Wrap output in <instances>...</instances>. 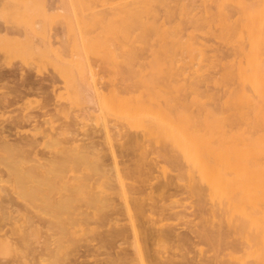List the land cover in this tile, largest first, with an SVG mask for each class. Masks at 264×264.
<instances>
[{
  "label": "rangeland",
  "instance_id": "obj_1",
  "mask_svg": "<svg viewBox=\"0 0 264 264\" xmlns=\"http://www.w3.org/2000/svg\"><path fill=\"white\" fill-rule=\"evenodd\" d=\"M131 1L135 5L132 3L130 4L132 7L125 8V0H0V28L7 26L12 28V31H22V34L24 33L28 38L11 43L0 33V60L1 58L5 60L0 61L4 63H2L4 66L1 64L2 67L6 69L13 64H22L28 69L23 67L25 73L30 72L35 75L37 73L38 76L53 74L59 81L57 86L64 85V89L62 88L59 93V102L65 105L60 109V116L69 118L75 114L78 120L85 124V128H93L97 131L96 140L99 141L97 151L104 157L103 163L106 164L100 167L97 164V168L96 164H93L95 162L93 157L87 159V162H79L81 164L71 161L70 165H76L79 171L67 175L64 171L60 174L59 170L48 176L51 180L47 181L46 186L52 183L51 186H56L63 195H67L69 192L66 190V182L69 176L78 175L80 178L71 180V186L80 185L79 196L87 201L90 200L93 204L92 210L89 209L92 215L86 217L88 218L86 221L85 216L75 215L74 208L63 211L59 209L55 214L52 213L55 211L52 207V212L48 211L49 214L51 213L50 216H46L47 213L40 218L44 227L39 225L38 229L36 225L40 222L36 223L39 218L25 211L24 204H27V207L29 202H34L42 206L40 201H36L40 196L39 191L36 199L35 196L29 197V200L17 197V193L26 192L24 189H27L28 183L18 180L14 174L9 179L4 173L9 172V168L6 163H1L0 177L4 178L2 184L0 181V259L2 260L0 264H108L105 260L107 253L123 252V249L127 248L132 253L129 264H155L154 257H151L154 251H158L163 261L171 259L173 262L170 261L171 264H224L225 260L235 258L236 255L247 261L258 262L255 264H264L263 259V261L256 259L250 246L245 251L246 237L242 240L238 251L235 249L237 246L232 244L238 237L235 235L216 244L212 242L208 244L209 242L194 237L195 234L191 229L202 221L199 219L200 206L203 215L210 216L206 220L211 227L223 223L226 228H230V224L224 223L218 213H221L219 212L221 205L230 206L231 203L236 202L228 201L230 196L236 197L234 193L236 189L232 190L234 192H223L220 196H212L209 185L200 182L207 187L203 192L205 195L203 194L202 201L199 200L200 194L187 192L189 191L186 190L189 189L187 185L199 183L200 176L197 168L190 169L182 148L188 139H186V131H195L201 135L210 130H213L214 134L223 132L229 136L230 141H236L240 134H244L247 138L254 133L264 135V127L257 131L253 128L250 118H239L235 110L241 97H251L255 101L259 99L252 83L239 82L238 71H245L252 77L257 76L259 72L264 80V0H158L148 4L139 3L138 0ZM203 1L206 2V7ZM138 7L142 8L138 9ZM136 9H138L137 13ZM103 12L112 14H109L111 19L109 20V16L104 18L106 15ZM127 16L137 17L136 21L142 26L138 28L139 24L131 18V21L137 23L133 24L134 22L129 21ZM124 18L133 25L130 27ZM124 21L128 25L129 33L123 28L126 27ZM124 33L126 36L131 35L130 38ZM257 33H262V38L259 43L257 42L255 50L249 54L251 37ZM53 36H56V39H53ZM40 39L56 41L55 46L49 44L51 47L40 48L35 44ZM262 82L264 90V81ZM87 93L95 102L85 103ZM122 97L125 98L121 100ZM138 99L141 101L143 99L147 104L139 102ZM40 101L41 99L36 100L22 113L26 114L31 110L40 111L39 107L37 108ZM150 102L153 104L148 105ZM227 104L233 105L228 108ZM20 105L22 106V103ZM154 105H159L162 109L163 124L160 123V128L154 123V117L152 120L153 114L147 113L148 109H157ZM144 109L147 110L146 113ZM208 109H211L214 117V121L212 119L210 123L206 122ZM164 110L165 115H163ZM227 113L228 118H226ZM167 114L172 117V122ZM248 115L252 117L247 111V117ZM6 116L3 114L0 118L9 119L10 115ZM222 116L225 117L224 121ZM229 117H232V120ZM164 118L169 119L164 121ZM105 123L107 127L108 125L114 127L115 131L120 129V125L127 126L125 130L138 142H130L124 146L127 138L123 139L120 136H115L117 139L113 138L115 141L112 139L113 141L110 142L104 134L107 129ZM224 125L228 127L224 129ZM166 127L172 130V135L176 131L178 146L171 145L166 138L165 134L168 131ZM149 128H153L152 130L156 132L147 134ZM22 130L26 133L28 126ZM144 133L149 135L146 136L147 139L144 137L149 142L142 138ZM155 134L159 137H155ZM163 147L168 148L167 151L170 150L167 152ZM110 148L112 150L114 148L113 152L117 153L115 156H119L117 159L112 156ZM115 161L119 163L116 164ZM25 167H29L28 164L20 166L21 169H26ZM56 175L60 177L57 178ZM5 177L10 181L7 182ZM171 181L177 184L171 185ZM18 183L22 186L26 183V187L22 190V186L19 187ZM31 183L28 184V188ZM164 183L167 184L162 186ZM197 183L192 186L198 187ZM44 186L42 185L41 188ZM46 186L42 190L47 191ZM17 187L22 190L21 193ZM134 187L136 191L139 190L138 195L135 193L128 195L133 191L136 192ZM142 187L143 190H140ZM60 193L54 194V197L60 196ZM6 194L8 197L5 196ZM107 195L113 199L117 198L115 201L120 207L122 205L127 207L122 208L120 215L113 216L121 219L120 224H132L130 216L134 214V221L143 220L146 226H152L154 221L161 230L171 227L175 230V238L170 240L166 236H157L151 241L148 240L147 230L140 227V232L137 229V232H131L129 237L127 235V238L120 237L113 244L108 245L109 247L104 246V248L103 236L100 233L111 228L112 224L105 220V214L112 211L105 206L104 196ZM136 198L138 201H135ZM4 199H7L8 204ZM139 200L142 202L140 203ZM5 203L8 206H11V203L20 206L8 209ZM134 208L140 210L135 212ZM58 212L62 214L58 215ZM137 212L144 215H139ZM74 219L77 220L75 226ZM183 233L188 234V239H182ZM136 240L144 241L140 242L143 244L140 255L135 251Z\"/></svg>",
  "mask_w": 264,
  "mask_h": 264
},
{
  "label": "bare ground",
  "instance_id": "obj_2",
  "mask_svg": "<svg viewBox=\"0 0 264 264\" xmlns=\"http://www.w3.org/2000/svg\"><path fill=\"white\" fill-rule=\"evenodd\" d=\"M138 1H139V3L142 2L144 4H146V3L148 4V3H152V2H157L158 0H138ZM132 3L133 2L131 0H125V4H124L125 8L130 7V6L132 7V5H130ZM133 4L135 5V3H133ZM203 4L206 7L205 1H203ZM159 5H161V4H159ZM163 5H165V4H163ZM250 5L253 6L254 4H250ZM135 8H137V7H135ZM141 8L142 7H140V8L138 7V9H141ZM138 9H136L137 11L135 10L136 13L138 12ZM123 10H125V9H123ZM132 10H134V9H132ZM125 13H127V12H125ZM139 13H140V10H139ZM103 14L106 15V17ZM103 14L102 15L104 16V18H107V16H109V20L111 19L110 15H112V14H110V13L105 14L104 12H103ZM125 15H127V14H125ZM131 18H132V20L134 19V21H136L135 18H137V17H135V18L130 17L128 20L131 21L130 20ZM102 19H103V17H102ZM128 20L126 21V19H125V21L127 22V24H129L130 27L133 24H137L139 22V21L138 22L136 21L137 22L136 23L134 21H131L132 23L134 22L133 24H131L130 22H128ZM125 21L123 23H124V25H126V27H123V28H125L124 30L129 33V29L127 30L128 25L125 24L126 23ZM145 23H144V25H145ZM138 24L139 25L137 27L140 28L142 25H141V23H138ZM1 28H2V26H1ZM1 28H0V33H2V35L7 40H9V42H11V43L12 42L13 43L20 42V41L24 40L26 37L24 33L22 34V31H19V32L18 31L16 32L14 30L12 31V28L7 27V26L6 27L4 26V28H2V29ZM120 30L122 32V29H120ZM19 33H21V34H19ZM126 33H124L125 36H126ZM65 36H63V37H65ZM127 36H128V38H130L129 36H131V35H127ZM52 38L56 39V36H53ZM261 38H262V33L254 34L251 37V40H250L251 41V43H250L251 48L249 49V54H251V52H253V50H255L254 48L256 47L257 42L259 43ZM66 40H67V38H66ZM62 41H64V38ZM55 43H56V41H52L50 39L48 41H43L40 39V40H37L35 44H37L40 48L42 47L44 49V48H48L51 46H55ZM60 43H62V42H60ZM66 44H67V42H66ZM1 60L5 61L3 58H1ZM2 63H0V110H4V111L3 112L0 111L2 113L0 115L1 116L3 114L7 115L6 117H8V115H10L9 119H1L2 117L0 116L1 117L0 122L2 121L0 123V165H1V163H6V166H8V168H9V172L7 171L4 173L6 175H8L7 177H9V179H10V176H12V174H14V176L18 177V180H23L24 182H26L28 184L31 183V181L33 182V183H31L30 188H28L29 185L27 184L28 190L24 189V191H26L25 193H23V194L17 193V197L19 196V197L23 198L24 200H26V198L28 199L29 197L35 196V199H36V197H37L36 194L40 193V196L38 195L39 197L37 198L38 200H36V201L37 202L40 201V203L43 204L42 206H41V204L39 205V204H34V202H29L28 203L29 205L26 207L27 204H24L25 203L24 201H23L24 203H22L25 205V211H28L31 214H33L34 217L39 218L37 220V223H36V224H38L39 222L41 223V224L39 223L38 225H36L38 229L40 228L39 225L44 227V224H42V222H41L42 219L40 221V218L44 217L43 215H46L49 210H51V212H52V207L55 210L52 213L55 212V214H57L56 212L59 209L60 210L62 209V211H63L64 209L71 210V208H74V212L76 213L75 215L85 216V220L87 221L88 218H86V217H89L90 215H92L91 212L89 211V209L92 208L91 205H93V204H91L90 200L87 201L84 198H80V196H79L80 185H77V186L75 185L73 187L71 186V180H75V179L80 178L78 175L69 176V179L66 182L67 183L66 190L69 192V194H67V195H63L61 190H58V188H56V186H51L52 185L51 181H49V183H51V184H48L50 186H46V184H47V181L50 179V178H48V176L49 177L52 176L54 173H56L59 170H60V172H59L60 174H61V171H64V174H67V173L69 174L70 172L79 171V169L76 167V165L75 166L70 165L71 161H76V163H79V162L83 163V161L85 162L87 159L93 157V158H95V162L93 164H96L95 165L96 167H97V164L99 165V167L106 165V164L104 165V163H103L104 157L100 156L98 151H97V149H99V147H98L99 141L96 140V132L97 131L93 128L92 129L91 128H85V124L82 121H79L77 118V115H75V114H72L69 118L68 117L64 118V117L60 116L61 115L60 109L62 107H64L65 105H64V103L59 102V93L61 92L62 88L64 89V85L57 86V83L59 81H57V79H55V76H53V74L48 75V76H41V75L38 76L37 73H36V75L34 73H30V72L25 73L26 71L23 70V67L26 70H28V69L25 66H23L22 64H19V65L13 64L11 67H8V68L6 67V69H5L4 67H2V65L4 64V63L3 64ZM263 69H264V66H263ZM263 72H264V70H263ZM257 76L252 77L251 75H248L245 71H238L239 82H241V84H243L247 81L252 83V85L254 86V88L257 92V96L259 99L255 101L251 97H245V96L241 97L237 103L238 105L235 107V110H236V116L237 115L240 116L239 118H241V119L250 118L252 120L253 128H255L258 131V130H262L264 127V90H263V82H262L264 80L261 78V76H262L261 73L259 74V72H257ZM107 88H105V89H107ZM101 95H102V93H101ZM124 98L125 97H122L121 100H123ZM40 99H41L40 105L37 106V108L38 107L40 108V109L38 108V110H40V111L37 112V110L35 108V110H36V112L34 111L35 113L32 112V110L29 111L30 113L28 112L29 114L28 113H26V114L22 113L23 111H25L28 108L29 105L35 103L36 100H40ZM139 100L140 99H138V101ZM91 101L95 102V100L90 97L89 93H87L85 103H88ZM143 101L144 100L142 99V101L140 100L139 102L147 104L146 101L145 102H143ZM21 103H22V106L20 105ZM149 104H151V102L148 103V105ZM154 104H156V103H154ZM230 105H233V104H227L226 107H228ZM154 106L157 109H154V110L148 109L149 112H147V113L149 114L151 112L153 114L152 120L154 117L155 118L154 123H156L157 127L160 128L159 127L160 123L163 124L162 123L163 122L162 109L159 105H154ZM4 107L6 109H4ZM246 107H248V108L245 109ZM132 108H133V106H132ZM143 108H144V106H143ZM228 108H226V109H228ZM152 109H153V106H152ZM230 109H232V108H230ZM248 109L250 110V112ZM210 110L209 109L207 110V111H209V113L206 115L207 116L206 117L207 123L208 122L210 123V121L212 122V119L214 121V117H212L213 113ZM146 111L147 110L144 109V113H146ZM247 111H248V114L251 113L252 117H249V115L247 117ZM164 112L165 113L163 115L166 114L165 110H164ZM151 113H150V115H151ZM166 116L168 117L169 115L167 114ZM223 116H225V114ZM223 116H222V118H223ZM228 116L229 115L227 113L226 118H228ZM6 117H4V118H6ZM224 118H223V121H224ZM229 118L231 119L232 117H229ZM164 119H165L164 121H167L169 118L168 119L164 118ZM148 120H149V117H148ZM169 120H170V122H172V117H170ZM169 124H171V123H169ZM172 124H173V126H175L174 122ZM227 124H228V122H227ZM105 125H106V123H105ZM166 125H164V127ZM27 126H28V130L26 131V133L22 132L23 131L22 129L24 127H27ZM224 126H225L224 129H226L228 127L226 125H224ZM164 127H162V128H164ZM169 127H170V125H169ZM105 128H107V129L105 130L104 134L110 142L114 140L113 138H115V136L123 137V139L127 138L124 146L129 144L130 142H132V143L135 141L138 142V140L133 135H131L127 130H125L127 128V126L122 125V127H121V125H120V127H119L120 129L119 130L116 129L117 131H115L114 127H111L109 125H108V127L106 125ZM116 128H118V126H116ZM166 128H168V127H166ZM206 128H208V126H206ZM152 129L153 128H149L147 130L148 131L147 134L151 135L152 133L156 132V130L153 131ZM210 129H211V127H210ZM164 131H166V130H164ZM212 131L213 130L206 131L205 133H203V135L196 133L195 131H191V132L186 131L187 132L186 133V139L187 138L188 139H187L185 145L182 146L183 151H185V159H187V162L189 164L190 169H193L192 167H195L199 170V176H200V181H198L199 183L196 182L197 184H199L198 187L192 186V185H196V183L195 184L193 183L191 185H187V187L189 186L188 187L189 189H186V190H189L187 192H190L192 194L193 193H195L197 195L200 194L201 198L199 197V200L202 201V200H204L203 199L204 197H202L204 194L203 192H205L204 190L207 189V187L205 185L201 184L200 182H205L209 185L210 190H211L210 194H213L212 196H220V195H222L223 192L229 193V191H232L235 188L236 189L235 192L234 191H232V192L236 193V197L230 196L228 198V201L231 202V201L235 200L236 202L231 203L230 206H227V204L221 205V208L219 209V212L221 211V213H218L219 218L222 219V221L224 223H226V224L228 223V225L230 224V228H226L223 223H220L219 225H217L215 227H211L210 224L206 220L210 216L203 215L204 212H203V209H201L202 206H200V209H199V206H197L198 207L197 209L202 211L201 214H200L201 211L199 212V216L201 217L199 219L200 220L202 219V221L201 222L199 221V224L195 225L196 227L194 226L191 230L195 234L194 237H196V239H198L197 237H199V240L203 239L206 242H209L208 244H210V242H212L214 244H216L218 242H222L226 238L230 237L231 235L238 236L235 239V241L232 242L233 246H237L236 248L233 247V249L235 248V249H237V251L239 249L240 244L242 243V240L245 239V237H246L247 244H246L245 251L250 246V250L252 251L253 255L256 256V259L263 261L264 260V135L261 133H254V135H252L250 138H247L244 134H240V135H238L236 141H232V140L230 141L228 139L229 136L226 135L225 133L221 132L218 134L217 133L214 134ZM177 133H178V131H177ZM147 134L144 133L142 135V138L145 139ZM156 136L159 137L158 134H155V137ZM165 136L170 141L171 145H173V146L179 145L178 139H177L178 135L176 134V131H175L174 135H172V130H169V128H168V131H166ZM115 139H117V138H115ZM146 141H148V140H146ZM162 141L163 140H161V143H163ZM113 143H115V142H113ZM164 143H165V141H164ZM166 144H169V143L166 142ZM114 146H116V145H114ZM167 149L168 148H166V149L164 148V150H166V151H167ZM113 150H114V148H113ZM113 150H112V148H110V152H111L112 156L117 159V157H119V156L116 157L115 155H117V153L113 152ZM161 153L162 152H160V154ZM122 154H123V152H122ZM108 156H109V154H108ZM168 157H170V156H168ZM106 160H108V159H106ZM115 163H116V161H115ZM117 163H119V162H117ZM26 164H28L29 167H27V168L25 167L26 169L20 168V166H23ZM79 164H81V163H79ZM90 165L92 166V164H90ZM2 166H3V164H2ZM117 167H118V165H117ZM101 170H99V171H101ZM117 170H118V168H117ZM107 172H109V170ZM93 173H95V172H93ZM117 173H119V172H117ZM129 174L127 176H129ZM123 175H124V173H123ZM56 176H54V177H56ZM58 176H57V178L60 177V176L59 177ZM121 176H119V177H121ZM125 176H126V174H125ZM17 177H15V178L17 179ZM3 178H1V180H0L1 184H2ZM65 179H66V177H65ZM178 179L179 178H176V180H178ZM7 180L8 179L6 178V181ZM18 180H16V181L18 182ZM192 180L196 181L194 179H192ZM8 181H10V180H8ZM139 181H141V180H139ZM3 182H5V181L3 180ZM17 182H16V184H17ZM138 182H136V183H138ZM171 182H172L171 185L174 183L177 184V182H174V181H171ZM19 183H23V182L19 181ZM26 183L24 184V186H22L20 184L18 186L19 187L22 186V190H23V188L26 187L25 186ZM166 184L164 183L162 186H165ZM42 185L43 186L45 185L49 190L48 189H47V191L45 189L42 190L45 187L44 186L41 188ZM126 186H127V182H126L125 187ZM162 186H160V187H162ZM174 186H176V185H174ZM19 187H17V188L20 189ZM130 187H132V186L130 185ZM130 187H128V188L130 189ZM135 187H134V190L136 189ZM137 187H139V186H137ZM143 187L140 190H143ZM40 188H41V190H40ZM59 188H61V187H59ZM131 189L133 190V188H131ZM22 190L20 189L19 193H21ZM9 191H7V192L9 193ZM38 191H39V193H38ZM144 191H145V189H144ZM136 192L133 191L131 193H128V195L132 194V193L133 194L135 193L138 195L139 190ZM141 192L143 193V191H141ZM4 193H6V191ZM57 193H60L61 195L54 197V194H57ZM7 194L5 196L8 197ZM10 194H9V196H11ZM139 194H141V193H139ZM14 196H16V194ZM138 198H141V197H138ZM7 199H4V200H6L5 202H7V204H8ZM104 199H105V206L112 209V211H109V213L107 215L105 214V220L112 223V224H111V228H108V229H106L100 233L103 236V237L101 236L103 247L105 246L107 248L108 245L113 244L114 241L119 239L120 237H126V235L129 237L131 232L135 233V232H137V229L140 232V227L144 230H147L148 240H151V241H153L157 236H166L170 240L175 238L174 237L175 236V230L171 229V227H170V229H167V230H161L157 227V225L154 221H153L152 226H146V224L143 220H141V222L136 221V220L134 221L135 216H134V214L131 215V211H129V213L131 215L130 219H132L131 220L132 224H130V225L129 224L128 225L127 224L126 225L120 224L119 222L121 221V219H119L118 217H113V216L115 214L120 215L122 208H125L126 205H125V207L123 205H122V207H120V205L117 204L115 201L117 198L113 199L109 195L104 196ZM132 199H133V197H132ZM4 200H3V203H4ZM135 201H138V199ZM10 202L11 201H9V203ZM139 202L141 203L142 201L139 200ZM144 202H145V200H144ZM16 203H17V201H16ZM30 203H31V205H30ZM148 203H150V202H148ZM152 203H150V204H152ZM12 204L13 203L10 204L11 206L7 205L8 209L14 208L13 206H15L14 205L15 203L13 205ZM17 204H19V202ZM17 204L15 207L20 206V205L17 206ZM137 204H139V203L137 202ZM143 204H145V203H143ZM24 205H22V206H24ZM197 205H199V204H197ZM144 206L147 207L146 204ZM93 207H96V206H93ZM134 207L136 208V202L134 204ZM138 207H140V206H138ZM154 207H156V205ZM128 208H129V206H128ZM158 208H160V207L158 206ZM5 209H7V208L5 207ZM21 210H24V209H21ZM93 210H95V209H93ZM123 210H125V209H123ZM137 210H140V208ZM137 210L135 209L134 211L136 212ZM18 211H20V210H18ZM66 211H65V213H66ZM143 211L145 212V210H143ZM143 211H142V213H143ZM155 212H156V210H155ZM162 212H164V211H162ZM137 213L139 214V212H137ZM60 214H62V213H59L58 215H60ZM179 214H181V212ZM213 214L215 215L216 213H213ZM50 215H51V213L50 214L48 213V215H46V216H50ZM137 217H138V215H137ZM46 218H44V219H46ZM146 218H144V219H146ZM47 220H48V218H47ZM74 220H75V224H74V226H75V225H77L76 224L77 220L76 219H74ZM85 220H84V222H85ZM34 222H36V220ZM49 222H47V224ZM60 222L61 221H59V223ZM93 222H94V220H93ZM98 223H100V222H98ZM33 226H35V225H33ZM87 226H89V225H87ZM231 227H233V228H231ZM141 233H142V231H141ZM143 233H145V232H143ZM100 234L98 233V235H100ZM145 234H144V236H145ZM136 235L138 236V234H136ZM183 235H184L182 237L183 240L188 239V236H187L188 234L185 235V233H183ZM137 236H136V238H137ZM144 236H143V238H145ZM189 238L191 239V236ZM182 239H179V240H182ZM176 240H178V239H176ZM123 241H125V240H123ZM144 241H145V239H144ZM144 241H140V242L143 243ZM174 241H175V239H174ZM119 242H121V241H119ZM140 242L136 240L137 246H136L135 251H136V254H139V255L142 252V248H141L142 243L140 244ZM146 242L148 243V241H146ZM186 243H187V241H186ZM117 244L119 245L118 242H117ZM176 244H177V241H176ZM130 245L128 247H130ZM150 245H152V244H150ZM147 247H148V244H147ZM128 249L129 248L123 249V252L107 253L108 256H107V258H105L106 263H108V264H119L121 262L126 263V264L131 263L130 261L132 260V257H130V255L132 253ZM143 252H144V250H143ZM146 252H149V251H146ZM166 252H167V250H166ZM215 252H217V251H215ZM219 253L220 252H218V254ZM151 255H153L151 257H154V263L155 264H171V262H172L171 259H170L171 262L169 260L163 261L160 258V256L158 255V251H154V253ZM212 257L215 258L214 256H212ZM147 258H149V257H147ZM0 261H2V260L0 259ZM224 262H225L224 264H255V263H258V262H253V261H247L246 259H243L241 256H237V255L235 258L225 260ZM259 263H260V261H259Z\"/></svg>",
  "mask_w": 264,
  "mask_h": 264
}]
</instances>
